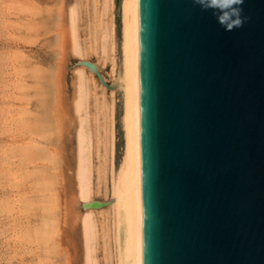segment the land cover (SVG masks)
<instances>
[{
    "label": "water",
    "instance_id": "1",
    "mask_svg": "<svg viewBox=\"0 0 264 264\" xmlns=\"http://www.w3.org/2000/svg\"><path fill=\"white\" fill-rule=\"evenodd\" d=\"M240 7L228 32L137 0L143 264H264V0Z\"/></svg>",
    "mask_w": 264,
    "mask_h": 264
},
{
    "label": "rangeland",
    "instance_id": "2",
    "mask_svg": "<svg viewBox=\"0 0 264 264\" xmlns=\"http://www.w3.org/2000/svg\"><path fill=\"white\" fill-rule=\"evenodd\" d=\"M104 1L0 0V264H85L81 224L71 226L66 217L68 198L78 196L79 191L77 135L81 118L94 146L92 199L110 201V168L104 171L100 162V154L107 155L103 144L110 127L109 110L104 105H114L119 166L125 145L122 93L112 97L111 92L98 86L97 79L92 82L86 75L87 111L81 118L74 115L79 91L77 61L86 58L100 62L110 86L116 79L113 59L116 73L120 71V0H112L109 11L104 10ZM70 7H74L78 17L83 56L80 58L73 52L65 58L61 56L62 34L69 29L73 10ZM111 14L116 24L117 51L113 54L108 44L104 55L99 46L103 30L112 22ZM62 64L64 103L70 114L65 124H60L56 102V80ZM49 178L54 179L52 185ZM111 220L107 211L95 214L98 264H115L113 245L105 244L104 237Z\"/></svg>",
    "mask_w": 264,
    "mask_h": 264
},
{
    "label": "bare ground",
    "instance_id": "3",
    "mask_svg": "<svg viewBox=\"0 0 264 264\" xmlns=\"http://www.w3.org/2000/svg\"><path fill=\"white\" fill-rule=\"evenodd\" d=\"M111 3L112 0H105L104 10L106 11L111 10L112 9ZM111 17H112L111 20L112 22L108 24L106 29H104V27L102 28V30L104 29L101 35L102 41H100L102 42L101 43L102 45L99 46V48L101 47L104 55L107 54L108 52V44H110L113 54H115V52L117 51L116 24H115L114 16L112 15L110 16V18ZM119 21L121 26V40L119 47L120 71L119 73H116L118 71H116L115 69L116 62L115 59H113L112 72L116 74V79H114L112 83L113 86H111L110 88L107 87V85L110 86V84L107 83L105 77L102 74L103 67L101 66L100 62L95 63L96 66L94 71L90 70L85 65H80L76 69L79 79V84H78L79 91H78V97L75 99V106L73 104L76 111V113L74 112V115L77 114V116L81 118L82 113L87 111L86 109L88 103V91L84 85L86 75L89 76L90 81L92 82H95V80L97 79L96 83L98 84V86L102 87L105 91L111 92L110 94L112 95V97H115L117 92L122 93L123 106H124L123 107L124 114L122 118L123 128H124V144H125L124 155L121 164L117 166L116 163L117 140H116L115 124H114L115 122L114 105L113 104L108 106L104 105L105 108L109 110V112L107 113L109 114L108 118L110 119V123H108V126L110 127L106 133L108 137L105 144H103L104 139H106L105 137L100 142L105 147L104 148L105 152H107L106 153L107 155L102 154L103 152L100 154L102 157V161L100 159V162L104 167V168L102 167L104 171L106 170L107 167L110 168L112 181H111V189H110L111 190L110 205L102 209H92L86 206V204H90L93 201H95L92 199L94 193V189H93L94 160H93L92 149L94 146L92 143L91 135L86 131L84 119L81 118L80 125L78 128L77 149L79 150H78V162H77L78 163L77 179H78L79 191L77 193L78 196L76 197L70 196V198H68L69 199L68 203H66V205L68 204V207L66 208L67 209L66 217L68 216L67 217L68 222L70 223L71 226L75 227L78 224H81L82 234L86 248L85 264H98V260L95 257V250H98L95 247V245L97 238L99 237L98 227H97L98 224H96L95 221V214L98 211L101 212L107 211L109 214L111 213L112 222L111 225H109V228L105 230L104 237L106 238L105 244L107 243V245L110 246L113 245L112 258L115 257V264H143V205H142V170H141L140 115H139V79H138L139 30H138L137 0H120ZM98 37L101 38L100 36ZM68 52L71 54L73 52V54L79 56V58L83 57L82 48L79 39L78 17L75 9L71 10L69 16V29L62 34V38H61L62 58L63 57L65 58ZM81 61L92 62L86 58H83ZM63 65L64 64L61 65L60 71L58 70L59 74L57 75V80H56V84H57L56 102L59 103L57 105L58 108L57 114H59L60 116L59 120L61 119L60 124L62 123L65 124V121L67 119L66 117L68 115L70 116L68 106L65 105L64 96H63L64 95V84H63L64 77L62 74ZM96 71L102 74L105 83L107 85L100 83V80H98L97 78ZM94 88L97 89V87ZM104 106L102 109H105ZM51 157L53 158V156H50V160ZM104 171H100V172H104ZM49 182L52 185L54 179L49 178ZM72 229H74V231H77V229L75 230V228Z\"/></svg>",
    "mask_w": 264,
    "mask_h": 264
},
{
    "label": "clouds",
    "instance_id": "4",
    "mask_svg": "<svg viewBox=\"0 0 264 264\" xmlns=\"http://www.w3.org/2000/svg\"><path fill=\"white\" fill-rule=\"evenodd\" d=\"M193 3L199 5L204 11L212 10L225 31L231 32L233 29H238L245 22L241 17L240 7L244 0H193Z\"/></svg>",
    "mask_w": 264,
    "mask_h": 264
}]
</instances>
